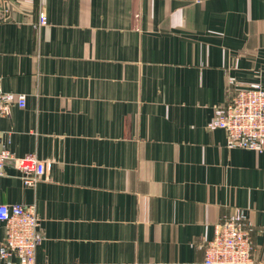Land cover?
<instances>
[{
    "label": "crops",
    "instance_id": "0c3cea01",
    "mask_svg": "<svg viewBox=\"0 0 264 264\" xmlns=\"http://www.w3.org/2000/svg\"><path fill=\"white\" fill-rule=\"evenodd\" d=\"M0 80L26 95L0 145L47 163L0 179V204L36 205V264H204L236 208L264 264V151L207 127L236 84L264 87V0H0Z\"/></svg>",
    "mask_w": 264,
    "mask_h": 264
},
{
    "label": "built area",
    "instance_id": "2783aa9c",
    "mask_svg": "<svg viewBox=\"0 0 264 264\" xmlns=\"http://www.w3.org/2000/svg\"><path fill=\"white\" fill-rule=\"evenodd\" d=\"M48 23L46 12L41 10L37 26ZM230 83H235V79L230 78ZM13 104L25 107L26 95L5 91L0 80V119ZM207 127L209 130L224 129L230 148L263 152L264 87L261 82L246 87L236 84L227 103L215 108V115ZM10 160H14L20 169V177L27 186H36L47 173V163L35 153L15 157L0 145V179L5 175V167ZM0 221L6 229V240L0 244V264H36L37 248L43 240L36 205L1 203ZM251 226L242 208H236L232 215L215 223L212 238L203 244L204 264H255Z\"/></svg>",
    "mask_w": 264,
    "mask_h": 264
}]
</instances>
